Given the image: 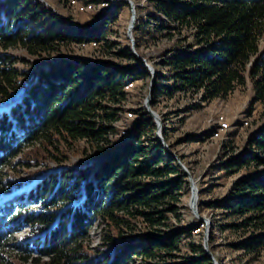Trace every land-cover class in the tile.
<instances>
[{
  "label": "trees",
  "instance_id": "16d2710c",
  "mask_svg": "<svg viewBox=\"0 0 264 264\" xmlns=\"http://www.w3.org/2000/svg\"><path fill=\"white\" fill-rule=\"evenodd\" d=\"M54 1L67 7L101 0ZM124 7L102 12L97 24L80 26L37 0H0V48L20 47L35 57L52 55L57 45L93 44L121 62L59 58L36 70L26 93L0 111V190L10 195L23 171L29 181L41 178L38 186L13 192L0 206V264H10L8 245L29 253L32 264H214L203 239L195 238L203 223L181 226L189 181L157 138L154 118L141 111L135 135L123 143L113 140L129 98L125 87L152 76L131 47L122 49L108 38ZM146 11L133 30L135 51L145 58L141 50L151 43L170 44L158 61L145 58L156 71L153 107L177 96L201 103L226 99L248 80L252 104L264 105V0H148ZM12 61L0 56L3 101L20 91V78L29 77L14 70ZM200 108L191 104L184 112ZM168 123L164 117L166 142ZM80 142L94 148L95 166L42 170L69 160L68 150ZM246 143L247 152L218 168L246 173L225 197L207 204L216 212L208 243L220 264L217 231L234 236L226 248L237 264H254L264 250V128ZM199 194L203 214V189ZM37 206L39 212L33 210ZM96 223L101 239L93 247ZM25 227L28 238L9 244Z\"/></svg>",
  "mask_w": 264,
  "mask_h": 264
},
{
  "label": "rangeland",
  "instance_id": "374dc122",
  "mask_svg": "<svg viewBox=\"0 0 264 264\" xmlns=\"http://www.w3.org/2000/svg\"><path fill=\"white\" fill-rule=\"evenodd\" d=\"M37 1H39L46 9L51 10L55 14L58 13L62 18H69L80 26H84L85 24L89 23L97 24L100 20V14L102 12L111 11L118 7L119 4H122L113 3L117 0H101L100 4H94L95 8L91 12L81 13L76 11L77 7L73 5V3H71V6L69 5L64 7L59 5L57 1L54 0ZM129 1L134 4L133 8L136 15L135 25H137L138 21L142 19V16L145 18L147 15L146 10L148 0ZM78 3L81 6L85 5L84 2ZM124 6L125 7L123 10L118 14L119 17L117 22L111 27L108 33L110 42L117 44V47L122 49H126L128 46L132 48V41H134L133 36L135 32L133 31L135 25L131 33L128 31V28L131 25L132 7L127 4H124ZM169 45L170 44L168 40L166 41L165 39H162L161 41L155 42V44L151 43L150 46L144 47L141 52L144 54L145 58L148 59V61L154 62L153 59L158 61L163 55L162 53H164V51L170 47ZM132 50H136L135 46L132 48ZM4 55L13 58L12 62H14V64L12 65V68H14V70L18 72L20 70L21 73L27 72L29 73V77L20 78L19 84L21 83L23 86L20 91L13 93V97L11 99L3 101L0 98V111L4 110L5 108L7 109L15 101L19 100L22 94L26 93V88L31 85V81L35 78L36 70H41L45 67H48V65L57 62L59 58L78 57L90 61H109L113 62L115 65L121 63L119 59L117 60L114 56L104 53V51L93 46V44H85L84 46L76 43L59 46L57 45V49L54 53H52V55L45 54L35 57L30 56L27 51L20 47L16 49L0 48V56ZM145 58L142 57V59L146 60ZM148 61L146 60L147 64H149ZM150 66H152L151 63ZM151 83L152 80L150 79H141L135 81L133 90L128 93V101L124 104L123 110L120 113V121L117 123L118 134L113 140L116 143H120L121 141L123 143L135 135L134 129L136 127L137 121L142 116L141 111L145 110V112L148 113L146 104L149 100L151 111L157 113L161 117L162 127L164 117H167L169 121L168 127L171 129L170 141L166 142L165 138L163 137L162 128L160 132V135H162L164 138V146L168 155L170 152L174 154L176 158H174L172 155L169 156L176 160L180 166L182 164L188 170L190 176L193 177L194 181L198 185V194L199 190L203 189L202 199L204 203V213L201 214L199 211V215L201 217L207 218L209 225L211 226V219L214 217L216 212L208 207L207 204L221 200L223 197H225L228 194L227 192L229 191L231 185L246 173L245 170H240L235 174H232L233 172L227 174L226 172H222L218 169L220 163L227 160H234L236 157L247 152L248 146L246 140L255 134L256 131L264 128V105L252 104L254 93L252 89V82L251 80H248L245 86L236 88L234 92H232L231 95L226 99H218L210 103H201L197 99L191 98V95L185 97L177 96L174 99L163 98L156 104V106L153 107V96L152 92L150 91ZM191 104H201V108L197 110H191L190 112H184L185 108ZM128 112H133L138 116L136 119H130L127 114ZM150 116L153 117L151 114ZM154 120L157 129V121L155 118ZM246 121L249 123V125L248 127H243V124ZM213 129H216V132L219 133V136H216V132L213 135H210V132H212ZM157 132L158 129L156 130V136ZM70 148L71 150H68L69 160L61 164L57 162L50 163L42 170L49 168L51 171H60L62 169L88 167L90 165L95 166V163L93 164V162L98 158L93 155L94 148L89 144L80 142L72 145ZM16 161L17 160H15L14 163H16ZM18 170L20 171L22 169L18 168ZM182 170L185 173L183 168ZM6 171L7 169L4 172ZM23 172L26 173L27 171ZM25 173L23 175H19L16 181L17 184L13 188V192L17 194L22 193L26 189L29 190L33 188L34 185H39L41 181L40 176L37 177L33 182L32 180H27L28 174ZM23 183H25V185ZM188 187L189 190L186 192V196L183 198V201L180 205L183 218L181 226L184 227L196 225L198 220L197 215L193 212V210H191L192 208L190 209L193 197V194L191 193L190 182L188 183ZM0 192L1 206L4 204L3 200L9 199L13 192L8 196H5V192L1 190ZM33 210L39 212L40 207H34ZM205 232L206 226L202 225V229H197L195 232L196 240L201 238L204 242ZM29 233V227H25L22 233H19L11 238L9 244H17L19 241L27 239ZM100 233V226L96 223V226L91 228L90 232L92 240L91 245L93 247L99 244L101 239ZM215 237L216 239L214 243L216 246L217 255L220 257V259H222L221 264H237L235 261L236 256L226 248V244L230 241H233L234 236L230 233L221 234L219 231H217L215 233ZM7 258L8 261H10V264H32L29 253H24V251L17 250L9 245ZM26 259H28L27 262ZM216 263L220 264L219 262ZM254 264H264V258L261 259V257H259V259Z\"/></svg>",
  "mask_w": 264,
  "mask_h": 264
},
{
  "label": "water",
  "instance_id": "95a60500",
  "mask_svg": "<svg viewBox=\"0 0 264 264\" xmlns=\"http://www.w3.org/2000/svg\"><path fill=\"white\" fill-rule=\"evenodd\" d=\"M110 1H111V0H110ZM113 3H123V4H127V5H129V6L132 7V8H131V9H132V10H131V13H132L131 25H130V27L128 28L129 33H131L132 30H133V27H134V25H135V23H136V15H135V10H134V8H133V5H134V4H133L131 1H129V0H117L116 2H113ZM134 46H135V41H132V48H134ZM135 56L138 58V60L142 61V64H144V66L149 70V72H150L151 75H152V78H151L152 83H151V89H150V91L152 92L153 87H154L155 82H156V80H155V77H156L155 70H154V68H153L152 66H150V64H147L146 60L142 59V57H140V56L138 55V53H135ZM149 102H150V101L148 100V101H147V104H146V109H147L148 113H150L151 115H153V117L156 119V121H157V129H158L157 137L161 140L162 144L165 145L164 138L162 137V135H160V132H161V130H162V129H161V128H162V120H161V117H160V115H158L157 113H154L153 111H151L150 106H149ZM169 155H172L174 158H176V157L174 156V154H172L171 152L169 153ZM180 164H181V163H180ZM181 166H182V168L184 169V171H185V173H186V177H188L189 182L191 183V193H192V191H193V186H192V184H193L194 179H193V177L190 176L188 170H187L182 164H181ZM191 208H192V209H191ZM190 209L193 210V212L197 215L198 220H200V221L203 223V225L206 226V232H205V237H204V242H203V243H204L205 252H206V254H207L211 259L214 260V264H217V263H216V260L214 259V255H213L212 252L209 250V243H208V240H209V237H210L211 226L209 225V222H208L207 218L201 217V216L199 215L198 205H195L194 208L190 206Z\"/></svg>",
  "mask_w": 264,
  "mask_h": 264
},
{
  "label": "built area",
  "instance_id": "2783aa9c",
  "mask_svg": "<svg viewBox=\"0 0 264 264\" xmlns=\"http://www.w3.org/2000/svg\"><path fill=\"white\" fill-rule=\"evenodd\" d=\"M72 3H73V5H75V6L77 7V8H76V11H79V12H81V13H83V12H84V13H89V12H91L92 10H94V8H95L94 4H92V3H85V5H83V6H81L77 1H73ZM64 18L67 19L66 17H64ZM71 21H72L75 25H77L73 20H71ZM84 45H85V44H83L82 46H84ZM133 53H136V51L133 50ZM134 85H135V83H129V84L125 87V91H126L127 93H129L130 91L133 90ZM127 114H128V117H129L130 119H136V117L138 116L137 114L135 115V113H133V112H128ZM221 118H223V117H221ZM248 125H249V123L246 121V122H244L243 127H248ZM216 136H219V133H218V132H216ZM260 257H261V259L264 258V250L262 251Z\"/></svg>",
  "mask_w": 264,
  "mask_h": 264
},
{
  "label": "bare ground",
  "instance_id": "6f19581e",
  "mask_svg": "<svg viewBox=\"0 0 264 264\" xmlns=\"http://www.w3.org/2000/svg\"><path fill=\"white\" fill-rule=\"evenodd\" d=\"M192 186H193V191H192L193 197H192V205H191V207L194 208L195 205H198L199 194H198V185H197V183L195 181H193Z\"/></svg>",
  "mask_w": 264,
  "mask_h": 264
}]
</instances>
